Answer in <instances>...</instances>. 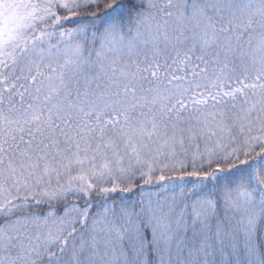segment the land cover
<instances>
[{
    "label": "snow or ice",
    "instance_id": "snow-or-ice-1",
    "mask_svg": "<svg viewBox=\"0 0 264 264\" xmlns=\"http://www.w3.org/2000/svg\"><path fill=\"white\" fill-rule=\"evenodd\" d=\"M0 264H264V0H0Z\"/></svg>",
    "mask_w": 264,
    "mask_h": 264
}]
</instances>
